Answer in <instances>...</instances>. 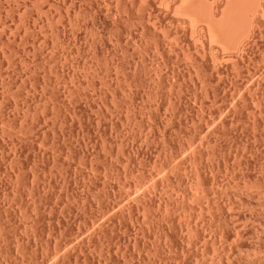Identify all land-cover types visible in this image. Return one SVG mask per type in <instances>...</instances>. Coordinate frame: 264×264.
Instances as JSON below:
<instances>
[{
    "label": "rangeland",
    "instance_id": "obj_1",
    "mask_svg": "<svg viewBox=\"0 0 264 264\" xmlns=\"http://www.w3.org/2000/svg\"><path fill=\"white\" fill-rule=\"evenodd\" d=\"M193 1L202 17L182 0H0V264H148L141 206L156 213L164 176L188 177L191 155L231 236L217 252L206 229L182 264H264V126L252 121L264 122V17L247 57L235 44L254 0L225 42L202 18L227 1ZM210 137L220 155H206Z\"/></svg>",
    "mask_w": 264,
    "mask_h": 264
},
{
    "label": "bare ground",
    "instance_id": "obj_2",
    "mask_svg": "<svg viewBox=\"0 0 264 264\" xmlns=\"http://www.w3.org/2000/svg\"><path fill=\"white\" fill-rule=\"evenodd\" d=\"M45 1V0H44ZM214 1V0H213ZM225 1V0H224ZM227 2L225 7H221L222 10L224 11V8L227 9L225 13L221 12V15L219 13H215V5L214 8L211 3V7H209L208 13H204L203 18H206V23L207 30L209 29V34L215 36V39H221L222 41L225 39L226 36L229 35V40L231 41L230 34L232 32L238 31L240 28L242 30L241 35L237 34H232L234 38L235 36L238 38L236 39L237 44L235 46L237 47V50H240L244 54H248L247 57H249V54L254 50H252L253 47L256 46L257 48V41L259 38H261V24L262 20L260 15H262V18L264 17V0H251L253 2V8H250L251 13L247 17L245 14V17L249 19H243L238 20L237 18L240 19V15L242 16V13L245 9L246 6L243 7L244 4L243 0H241L243 3H241L240 0H226ZM40 2V1H39ZM75 2V1H74ZM144 2V1H143ZM160 2V1H159ZM184 3L185 11L187 10L189 15L198 17L197 15H200V13L195 14L196 6L198 5L195 4L193 0H182ZM198 2V1H197ZM201 2V1H200ZM207 1H205L206 3ZM211 2V1H210ZM241 4H240V3ZM4 3V2H3ZM214 3V2H213ZM12 4V3H11ZM59 4V3H58ZM85 4V3H84ZM115 4V3H114ZM144 4V3H143ZM208 5V4H207ZM252 5V3H251ZM250 5V6H251ZM72 6V5H71ZM202 6V5H201ZM145 7V6H144ZM166 7V6H165ZM86 8V7H85ZM116 8V7H115ZM141 8V7H140ZM152 8V7H150ZM203 8V7H202ZM247 8H249L247 6ZM246 8V9H247ZM214 9V10H213ZM242 9V10H241ZM79 10V9H78ZM198 10V8H197ZM220 11V10H219ZM242 11V12H241ZM5 12V11H4ZM18 12V11H17ZM67 12V11H66ZM74 12V11H73ZM204 12V11H202ZM48 13V12H47ZM187 13V14H188ZM262 13V14H261ZM16 14V13H15ZM219 14V16H218ZM243 14V16H244ZM93 15V14H92ZM248 15V14H247ZM5 17V16H4ZM119 17V16H118ZM200 17H202L200 15ZM205 17V18H204ZM39 18V17H38ZM73 18V17H72ZM157 18V17H156ZM147 19V18H146ZM56 20V19H55ZM139 20V19H138ZM247 20V24L244 23V29L240 27L238 30H236V27H238L239 22L240 24ZM74 21V20H73ZM160 21V20H159ZM239 21V22H238ZM133 22V21H132ZM150 22V21H149ZM177 22V21H176ZM205 22V20L203 21ZM112 23V22H111ZM191 23V22H190ZM151 24V23H150ZM201 24V23H200ZM149 25V24H148ZM156 25V24H155ZM160 25V24H159ZM168 25V24H167ZM246 25V28H245ZM50 27V26H49ZM75 27V26H74ZM51 28V27H50ZM97 28V27H96ZM116 28V27H115ZM56 29V28H55ZM160 29V28H159ZM199 29V28H198ZM197 29V30H198ZM201 29V28H200ZM239 30V31H241ZM94 32V31H93ZM163 32V31H162ZM197 32V31H196ZM9 33V32H8ZM180 33V32H179ZM134 35V34H133ZM173 35V34H172ZM235 35V36H234ZM28 36V35H27ZM203 36V35H202ZM98 37V36H97ZM149 37V36H148ZM217 37V38H216ZM6 38V37H5ZM157 38V37H156ZM205 38V37H204ZM228 38V36H227ZM55 39V38H54ZM70 39V38H69ZM87 39V38H86ZM109 39V38H108ZM212 39V38H211ZM264 39V38H263ZM74 40V39H73ZM224 40V42H225ZM228 40V39H227ZM234 40V39H233ZM27 41V40H26ZM101 41V40H100ZM209 41V40H208ZM192 42V41H191ZM194 42V41H193ZM221 42V41H220ZM233 42V41H232ZM231 42V43H232ZM235 42V41H234ZM33 43V42H31ZM160 43V42H159ZM228 43V41H227ZM230 43V42H229ZM98 44V43H97ZM194 44V43H193ZM214 44V43H213ZM226 44V43H225ZM232 43V47H233ZM53 45V44H52ZM21 46V45H20ZM209 46V45H208ZM228 46V45H227ZM54 47V46H53ZM202 47V46H201ZM63 48V47H62ZM116 48V47H115ZM208 48V47H207ZM230 48V47H228ZM239 48V49H238ZM255 48V49H256ZM70 49V48H69ZM93 49V48H92ZM197 49V48H196ZM258 49V48H257ZM256 49V50H257ZM263 49V48H262ZM233 50H236L233 48ZM255 50V51H256ZM264 50V49H263ZM102 51V50H101ZM132 51V50H131ZM203 51V50H202ZM209 52V51H208ZM214 52V51H213ZM222 52H224L222 50ZM238 52V51H237ZM236 52V53H237ZM126 53V52H125ZM183 53V52H182ZM233 53V52H232ZM241 53V55L243 54ZM262 53V52H261ZM143 55V54H142ZM183 55V54H182ZM186 55V54H185ZM227 55V54H226ZM231 55V54H230ZM253 55V52H252ZM251 55V56H252ZM5 56V55H4ZM214 56V55H213ZM240 56V55H239ZM250 56V57H251ZM103 57V56H102ZM138 57V56H137ZM176 57V56H175ZM190 57V56H189ZM203 57V56H202ZM221 57V56H220ZM57 58V57H56ZM98 58V57H97ZM122 58V57H121ZM185 58V57H184ZM194 58V57H193ZM192 58V59H193ZM216 58V57H215ZM55 59V58H54ZM211 59V58H210ZM217 59V58H216ZM223 59V58H222ZM225 59V58H224ZM235 59V58H234ZM7 60V59H6ZM23 60V59H22ZM52 60V59H51ZM63 60V59H62ZM112 60V59H111ZM181 60V59H180ZM212 60V59H211ZM218 60V59H217ZM263 60V58H262ZM127 61V60H126ZM189 61V60H188ZM264 61V60H263ZM25 62V61H24ZM68 62V61H67ZM120 62V61H119ZM198 62V61H197ZM214 62V61H213ZM216 62V61H215ZM242 62V60H241ZM258 62V61H257ZM52 64V63H51ZM54 64V63H53ZM116 64V63H115ZM256 64V63H255ZM8 65V64H7ZM88 65V64H87ZM97 65V64H96ZM102 65V64H101ZM119 65V64H118ZM144 65V64H143ZM183 65V64H182ZM151 66V65H150ZM177 66V65H176ZM235 66V63H234ZM114 67V66H113ZM217 67V66H216ZM253 67V66H252ZM42 68V67H41ZM48 68V67H47ZM197 68V66H196ZM211 68V67H210ZM213 68V67H212ZM247 68V66H246ZM99 69V68H98ZM178 69V68H177ZM199 69V68H198ZM12 70V69H11ZM197 70V69H196ZM234 70V69H233ZM240 70V69H239ZM254 70V69H253ZM154 71V70H153ZM230 71V70H229ZM113 72V71H112ZM133 72V71H132ZM155 72V71H154ZM165 72V71H164ZM202 72V71H199ZM116 73V72H115ZM122 73V72H121ZM149 73V72H148ZM235 73V72H234ZM71 74V73H70ZM264 74V73H263ZM108 75V74H107ZM252 75V74H251ZM155 76V75H153ZM220 76V75H219ZM249 76V75H248ZM24 78V77H23ZM69 78V77H68ZM121 78V77H120ZM185 78V77H184ZM234 78V77H233ZM241 78V77H240ZM36 79V78H35ZM167 79V78H166ZM216 79V78H215ZM238 79V78H237ZM60 80V79H59ZM245 80V79H244ZM7 81V79H6ZM179 81V80H178ZM202 81V80H201ZM230 81V80H229ZM241 81V80H240ZM86 82V81H85ZM106 82V81H105ZM139 82V81H138ZM172 82V81H171ZM38 83V82H37ZM99 83V81H98ZM85 84V83H84ZM152 84V83H151ZM215 84V83H214ZM40 85V84H39ZM99 85V84H98ZM26 86V85H25ZM37 86V85H36ZM100 86V85H99ZM110 86V85H109ZM157 87V86H156ZM160 87V86H159ZM41 88V87H40ZM64 88V87H63ZM89 88V87H88ZM147 88V87H146ZM201 88V86H200ZM194 89V88H193ZM52 90V89H51ZM226 90V89H225ZM233 91V90H232ZM77 92V90H76ZM176 93V92H175ZM188 93V92H186ZM44 94V93H43ZM196 94V93H195ZM65 95V94H64ZM71 95V94H70ZM96 95V94H95ZM177 95V94H176ZM203 95V94H202ZM163 96V95H162ZM230 96V95H229ZM262 96V95H261ZM128 97V96H127ZM236 97V96H235ZM122 98V97H121ZM174 98V97H173ZM120 99V98H119ZM2 100V99H1ZM155 100V99H154ZM201 100V99H200ZM44 101V100H43ZM70 101V100H69ZM131 101V100H130ZM173 101V100H172ZM257 101V100H256ZM221 102V101H220ZM219 102V103H220ZM179 103V101H178ZM224 103V102H223ZM229 103V102H228ZM263 103V102H262ZM37 104V103H36ZM173 104V103H172ZM184 104V102H183ZM187 104V103H186ZM204 104V103H203ZM202 104V105H203ZM230 104V103H229ZM260 104V103H259ZM42 105V104H41ZM113 105V104H112ZM200 105V104H199ZM26 106V105H25ZM38 106V105H37ZM139 106V105H138ZM218 106V105H217ZM36 107V106H35ZM104 107H106L104 105ZM114 107V106H113ZM135 107V106H134ZM149 107V106H148ZM122 108V107H121ZM153 108V107H152ZM170 108V107H169ZM40 109V108H39ZM65 109V108H64ZM174 109V108H173ZM240 109V108H239ZM93 110V109H92ZM186 110V109H185ZM106 111V110H105ZM146 111V110H145ZM33 112V111H32ZM52 112V111H51ZM167 112V111H166ZM174 112V111H173ZM227 112V111H226ZM254 112V111H253ZM66 113V112H65ZM129 113V111H128ZM219 113V112H218ZM138 114V113H137ZM150 114V113H149ZM173 114V113H172ZM252 114V113H251ZM179 114H177L178 116ZM22 116V115H21ZM141 116V115H140ZM172 116V115H171ZM176 116V115H175ZM261 116V115H260ZM117 117V116H116ZM134 117V116H133ZM179 117V116H178ZM184 117V116H183ZM17 118V116H16ZM171 118V117H170ZM200 118V117H199ZM209 118V117H208ZM212 118V117H211ZM260 118V117H259ZM140 119V118H139ZM168 119V118H167ZM256 119V118H255ZM254 118L252 119L253 122V127L256 130L263 129L264 122L260 118V120H255ZM144 120V119H143ZM169 120V119H168ZM174 120V119H171ZM4 121V120H3ZM6 121V120H5ZM78 121V120H77ZM128 121V120H127ZM163 121V120H162ZM176 121V119H175ZM212 121V120H211ZM251 121V123H252ZM96 122V121H95ZM32 123V122H31ZM111 123V122H110ZM168 123V122H167ZM191 123V122H190ZM171 124V123H170ZM174 124V123H172ZM224 124V123H223ZM222 124V125H223ZM170 126V125H169ZM25 127V126H24ZM91 127V126H89ZM138 127V126H137ZM156 127V126H155ZM39 128V127H38ZM41 128V127H40ZM165 128V127H164ZM163 128V129H164ZM193 128V127H192ZM97 129V128H96ZM189 129V128H188ZM152 130V129H151ZM180 130V129H179ZM184 130V129H183ZM7 131V130H6ZM170 131V130H169ZM261 131V130H260ZM171 132V131H170ZM190 132V131H189ZM82 133V132H81ZM159 133V132H158ZM194 133V132H193ZM208 133V132H207ZM3 134V133H2ZM64 134V133H63ZM70 134V133H69ZM161 134V133H160ZM169 133H167L168 135ZM253 134V133H252ZM27 135V134H26ZM52 135V134H51ZM104 135V134H103ZM166 133H162L161 135V149H167L170 150V145L171 142L170 136H168ZM252 136V135H251ZM52 137V136H51ZM145 137V136H144ZM187 138V137H186ZM211 138V137H210ZM68 139V138H67ZM82 139V138H81ZM141 139V138H140ZM245 139V138H244ZM142 140V139H141ZM220 140V139H219ZM250 140V139H249ZM2 141V140H1ZM52 141V140H51ZM50 141V143H51ZM135 141V140H134ZM140 141V140H139ZM153 141V140H152ZM181 141V140H180ZM240 141V140H239ZM205 143L207 146L211 147V150H209V153H206V155L209 154V156H215V155H220V149L219 147H216V143L214 139H207L205 140ZM242 144V142H241ZM58 145V144H57ZM229 146V145H228ZM120 147V146H119ZM145 148V147H144ZM172 149V148H171ZM236 149V148H235ZM245 149V148H244ZM42 150V149H41ZM67 150V149H66ZM136 150V149H135ZM145 150V149H143ZM179 150V149H178ZM223 150V149H222ZM221 150V151H222ZM263 150V149H262ZM60 152V151H59ZM172 152V151H171ZM255 152V151H254ZM257 152V151H256ZM150 153V152H149ZM242 153V151H241ZM13 154V153H12ZM198 155V154H197ZM200 155V154H199ZM142 156V155H141ZM201 156V155H200ZM200 156H194L191 155L189 157V162L190 164L188 167H183L185 173H187L188 177H180L177 174L172 173V169L166 174L165 177V191L163 196H160L159 199H157L156 203V213L150 214L149 213V208L148 209V204L143 205L142 207V212H143V218L144 219V231L146 233L147 238H152V241L149 242L148 240V245L146 244L144 248L142 249L144 251V257L147 261L148 264H154L155 262L158 261V263L161 264H182V261L184 262L183 258L186 255H188V251L191 249L190 246L193 245L195 246L194 241L202 240L205 241L206 236L208 238L209 235L205 234L206 229L210 230L211 232V237L212 241L214 244L218 245L217 252L222 247V239L221 236L224 234L227 238L231 236V231L228 229V223L226 220L225 213H222L221 211H217L218 205V200L216 195H214V192L212 191V184L213 181L208 179L206 176L207 169L206 167L203 166V164L200 161ZM229 156V155H228ZM149 157V156H148ZM240 157V154H239ZM238 157V159H240ZM246 157V156H245ZM205 158V154H204ZM215 158V157H214ZM213 158V159H214ZM220 158V157H219ZM236 158V157H234ZM244 158V155H243ZM263 158V157H262ZM149 159V158H148ZM154 159V158H153ZM206 159V158H205ZM212 159V158H211ZM186 160V159H185ZM246 160V159H245ZM259 160V159H258ZM10 161V160H9ZM122 161V160H121ZM138 161V160H137ZM206 161V160H204ZM263 161V160H262ZM51 162V161H50ZM128 162V161H127ZM211 162V160H210ZM254 162V161H253ZM256 162V161H255ZM125 163V162H124ZM138 163V162H137ZM240 163V162H239ZM17 164V163H16ZM210 164V163H209ZM231 164V163H230ZM246 164V161H245ZM261 164V163H260ZM33 165V164H32ZM123 165V164H122ZM214 165V164H213ZM216 165V164H215ZM224 165V164H223ZM239 165V164H238ZM140 166V165H139ZM164 166V165H163ZM208 166V165H207ZM211 166V165H210ZM218 166V165H217ZM230 166V165H229ZM234 166V165H233ZM236 166V164H235ZM242 166V165H241ZM50 167V165H49ZM48 167V168H49ZM227 166H225L226 168ZM240 168V166H238ZM243 167V166H242ZM17 168V167H16ZM116 168V167H115ZM167 168V167H166ZM213 168V167H212ZM232 168V167H231ZM159 170H162V165L161 167L158 168ZM210 169V168H209ZM208 169V170H209ZM217 169V168H216ZM227 169V168H226ZM247 169V168H246ZM23 170V169H22ZM224 170V169H223ZM231 169H229L230 171ZM234 170V169H233ZM237 170V169H236ZM234 170V171H236ZM165 171V170H164ZM174 171V170H173ZM225 171V170H224ZM246 171V170H245ZM260 171V170H259ZM163 172V170H162ZM167 172V171H166ZM242 172V171H241ZM258 172V171H257ZM239 173V171H238ZM244 173V172H243ZM23 174V172H22ZM210 174V173H209ZM234 174V173H233ZM241 174V173H240ZM43 175V174H42ZM148 175V174H147ZM185 175V174H183ZM106 176V175H105ZM225 176V175H224ZM234 176V175H233ZM261 176V175H260ZM116 177V176H115ZM237 177V176H236ZM140 178V177H139ZM251 178V177H250ZM27 179V178H26ZM141 179V178H140ZM248 179V178H247ZM254 179V178H253ZM4 180V179H3ZM15 180V179H14ZM104 180V179H103ZM240 180V179H239ZM244 180V179H243ZM31 181V178H30ZM114 181V180H113ZM149 181V180H148ZM163 181V180H162ZM231 181V180H230ZM86 182V181H85ZM108 182V181H107ZM216 182V181H215ZM220 182V181H219ZM234 182V181H233ZM31 183V182H30ZM35 183V182H34ZM42 183V182H41ZM44 183V182H43ZM63 183V181H62ZM145 183V182H143ZM162 183V182H161ZM227 183V182H226ZM63 185V184H62ZM99 185V184H98ZM122 185V184H121ZM134 185V183H133ZM226 185V184H225ZM31 186V185H30ZM54 186V185H53ZM33 187V186H32ZM136 187V185H135ZM161 187V185H160ZM236 187V185H235ZM246 187V186H245ZM21 188V187H20ZM100 188V187H99ZM9 189V188H8ZM92 189V188H91ZM192 189V190H190ZM259 189V188H258ZM152 190V189H151ZM22 191V190H21ZM191 191V192H190ZM246 191V190H245ZM126 192V191H125ZM240 192V191H239ZM51 193V192H50ZM154 193V192H153ZM152 193V195H153ZM219 193V192H218ZM2 194V193H1ZM103 194V193H102ZM251 194V193H250ZM259 194V193H258ZM262 194V193H261ZM143 195V194H142ZM238 195V194H237ZM19 196V195H18ZM28 196V195H27ZM34 196V195H33ZM91 196V195H90ZM159 196V194H158ZM253 196V195H252ZM45 197V196H44ZM119 197V196H118ZM25 198V196H24ZM158 198V197H156ZM145 199V198H144ZM194 200L197 201V207L196 210L191 212L189 211V203L188 200ZM259 199V198H258ZM262 199V198H261ZM74 200V199H73ZM93 201V200H92ZM30 202V201H29ZM32 202V201H31ZM246 202V201H245ZM250 202V201H249ZM255 202V201H254ZM33 203V202H32ZM145 203V201H144ZM220 203V202H219ZM34 204V203H33ZM90 204V202H89ZM97 204V203H96ZM98 205V204H97ZM107 205V204H106ZM221 205V204H220ZM50 206V205H49ZM62 206V205H61ZM76 206V205H75ZM16 207V206H15ZM84 207V206H83ZM195 207V206H194ZM244 207V206H243ZM255 207V206H254ZM222 209V207H220ZM10 209V208H9ZM25 209V208H24ZM195 209V208H194ZM228 209V208H227ZM236 209V208H235ZM238 209V208H237ZM83 210V209H82ZM252 211V209H250ZM138 211V210H137ZM223 211V210H222ZM105 212V211H104ZM224 212V211H223ZM127 213V212H126ZM141 213V212H140ZM59 214V213H58ZM13 215V214H12ZM91 215V214H90ZM55 217V216H54ZM249 217V216H248ZM62 218V217H61ZM230 218V217H229ZM54 219V218H53ZM235 219V218H234ZM24 220V219H23ZM57 220V219H56ZM117 220V219H116ZM3 221V218H2ZM27 221V220H26ZM238 221V220H237ZM240 221V220H239ZM103 222V221H102ZM38 223V222H37ZM109 223V222H108ZM130 223V222H129ZM251 223V222H250ZM17 224V223H16ZM29 224V223H28ZM48 224V222H47ZM143 225V224H142ZM239 225V224H238ZM252 225V224H251ZM14 226V225H13ZM26 226V225H25ZM232 226V225H231ZM48 227V226H47ZM78 227V226H77ZM247 227V226H246ZM255 228V227H254ZM133 230V229H132ZM151 230V232H150ZM20 231V230H19ZM255 231V230H254ZM21 232V231H20ZM3 233V232H2ZM134 233V232H133ZM263 233V232H262ZM59 234V233H58ZM7 235V234H6ZM21 235V234H20ZM1 236V235H0ZM50 236V235H49ZM97 236V235H96ZM14 237V236H13ZM35 237V236H34ZM142 237V236H141ZM224 237V236H223ZM146 238V239H147ZM6 239V238H5ZM46 239V238H45ZM255 239V238H254ZM22 240V239H21ZM27 240V239H26ZM25 240V241H26ZM151 240V239H150ZM211 240V239H210ZM2 241V239H1ZM24 241V240H23ZM9 242V241H8ZM145 242V241H143ZM207 242V240H206ZM210 242V241H209ZM227 242V241H226ZM3 243V242H2ZM36 243V242H35ZM47 243V242H46ZM54 243V242H53ZM107 243V242H106ZM145 244V243H144ZM205 244V243H204ZM4 245V244H3ZM40 245V244H39ZM197 245V244H196ZM199 245V244H198ZM210 245V244H209ZM216 245V246H217ZM22 246V245H21ZM205 246V245H204ZM212 246V245H211ZM210 246V247H211ZM224 246V244H223ZM231 246V245H230ZM229 246V247H230ZM20 247V246H19ZM36 247V246H35ZM53 247V246H52ZM101 247V246H100ZM109 247V246H108ZM133 247V246H132ZM192 247V246H191ZM198 247V246H197ZM203 247V246H201ZM126 248V247H125ZM196 248V247H195ZM193 250H196V249ZM238 248V247H237ZM116 249V247H115ZM213 249V248H211ZM134 250V249H133ZM214 250V249H213ZM16 251V250H15ZM80 251V250H79ZM114 251V250H113ZM215 251V250H214ZM212 251V253L214 252ZM220 251V250H219ZM252 251V250H251ZM50 252V251H49ZM254 252V251H253ZM32 253V252H31ZM80 253V252H79ZM137 253V252H136ZM195 253V251H194ZM202 253V252H201ZM17 254V253H16ZM54 254V253H53ZM108 256V255H107ZM219 256V254H217ZM241 256V255H240ZM11 257V256H10ZM64 257V256H63ZM197 257H201L197 256ZM215 257V256H214ZM21 258V257H20ZM131 258V257H130ZM9 259V258H8ZM14 259V258H13ZM22 259V258H21ZM54 259V258H53ZM112 259V258H111ZM194 259V257H193ZM40 260V259H39ZM84 260V259H83ZM186 260V258H185ZM196 260V259H194ZM204 260V259H202ZM211 260V259H210ZM6 261V260H5ZM93 261V260H92ZM27 262V261H26ZM37 262V261H36ZM201 262V260H200ZM199 262V263H200ZM207 262V261H206ZM241 262V261H240ZM113 263V262H112ZM209 263V262H208ZM214 263V262H213ZM218 263V261H217ZM215 263V264H217ZM17 264V263H16ZM24 264V263H23ZM32 264V263H31ZM195 264V263H194ZM198 264V263H197ZM220 264V263H219Z\"/></svg>",
    "mask_w": 264,
    "mask_h": 264
}]
</instances>
